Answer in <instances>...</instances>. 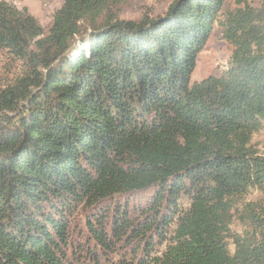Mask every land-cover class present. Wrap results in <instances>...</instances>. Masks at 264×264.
I'll use <instances>...</instances> for the list:
<instances>
[{
  "label": "trees",
  "instance_id": "obj_1",
  "mask_svg": "<svg viewBox=\"0 0 264 264\" xmlns=\"http://www.w3.org/2000/svg\"><path fill=\"white\" fill-rule=\"evenodd\" d=\"M225 2L175 0L130 22L108 0H63L47 32L0 2V50L22 65L0 88V264H76L83 208L101 249L142 240L133 264H264V204L236 208L251 190L264 197L251 145L264 126V4L235 2L220 22L228 62L191 83ZM141 195L136 221L128 201L107 208ZM156 242L165 250L151 256Z\"/></svg>",
  "mask_w": 264,
  "mask_h": 264
},
{
  "label": "rangeland",
  "instance_id": "obj_2",
  "mask_svg": "<svg viewBox=\"0 0 264 264\" xmlns=\"http://www.w3.org/2000/svg\"><path fill=\"white\" fill-rule=\"evenodd\" d=\"M175 0H108V10L119 20L138 22L142 18L156 19L164 17L168 7ZM237 0H226L212 32L210 33L207 41L202 49L196 56V67L191 76V83L199 82L209 76L218 75L220 70L226 65L232 53V46L224 39L222 34V26L224 17L227 12L233 11L237 5ZM15 7L18 10L26 9L27 12L37 21L44 32L50 28L53 20L54 13L62 7L63 0H0ZM247 2L254 6L260 7L264 4V0H247ZM22 65L14 60L7 52L0 50V88L10 84L15 78L20 76ZM251 145L258 151L259 154L264 156V126L263 129L253 135ZM144 195L135 196L131 199L117 198L107 203V208L112 212L117 206L124 207V203L128 201L129 217L136 221L140 217V208L143 206ZM260 202L264 204V197L260 192L251 190L247 196L241 200L236 208L240 209L246 203ZM182 206H188L186 199H181ZM108 215V225L112 219V212ZM235 211V210H234ZM229 225V232L233 234H241L246 226L242 224L234 215ZM86 210L83 208L79 210L72 222V229L74 231V243L78 247H82L79 252L78 248H72L74 255H77L76 264H94V258L90 260V254L95 256L97 264H133L140 258H145L147 252L144 251L147 246H143L142 240L132 242L129 239L123 241H113L114 247L111 251L101 249V247L90 240L86 235L85 227L83 225V216ZM175 224L169 227V232L172 231ZM109 229V227H108ZM230 242V241H229ZM165 250V244L161 245L156 242L153 251L150 252L151 256H160ZM230 251L233 247L230 246Z\"/></svg>",
  "mask_w": 264,
  "mask_h": 264
}]
</instances>
